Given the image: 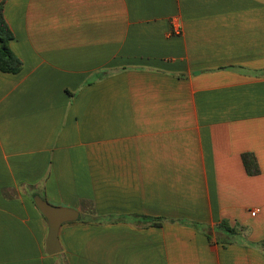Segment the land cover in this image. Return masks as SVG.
<instances>
[{
	"label": "crops",
	"instance_id": "1",
	"mask_svg": "<svg viewBox=\"0 0 264 264\" xmlns=\"http://www.w3.org/2000/svg\"><path fill=\"white\" fill-rule=\"evenodd\" d=\"M0 2V264H264V0Z\"/></svg>",
	"mask_w": 264,
	"mask_h": 264
},
{
	"label": "trees",
	"instance_id": "2",
	"mask_svg": "<svg viewBox=\"0 0 264 264\" xmlns=\"http://www.w3.org/2000/svg\"><path fill=\"white\" fill-rule=\"evenodd\" d=\"M13 39V33L4 18L3 2H0V72L15 75L21 71L22 61L12 52L10 48V43ZM241 160L244 170L248 176H256L260 173L254 155L248 153L242 154ZM82 204H84L87 209L84 214L80 215L78 222L86 224L97 221V217H94V209L91 206V209L89 207L90 203L85 205L87 203L83 202ZM156 225H158V223H156ZM218 229H223L229 233L235 232V229L231 228L225 222H222L220 225H218Z\"/></svg>",
	"mask_w": 264,
	"mask_h": 264
},
{
	"label": "water",
	"instance_id": "3",
	"mask_svg": "<svg viewBox=\"0 0 264 264\" xmlns=\"http://www.w3.org/2000/svg\"><path fill=\"white\" fill-rule=\"evenodd\" d=\"M33 201L42 216L45 218L48 226L45 252L49 256L58 255L62 252V247L59 241V230L64 224L77 221L79 213L68 208L54 207L38 195L34 196Z\"/></svg>",
	"mask_w": 264,
	"mask_h": 264
},
{
	"label": "rangeland",
	"instance_id": "4",
	"mask_svg": "<svg viewBox=\"0 0 264 264\" xmlns=\"http://www.w3.org/2000/svg\"><path fill=\"white\" fill-rule=\"evenodd\" d=\"M53 257H54L53 259L56 260L58 262V264H60L59 261L61 262V259H63L62 254H58V255L53 256Z\"/></svg>",
	"mask_w": 264,
	"mask_h": 264
},
{
	"label": "built area",
	"instance_id": "5",
	"mask_svg": "<svg viewBox=\"0 0 264 264\" xmlns=\"http://www.w3.org/2000/svg\"><path fill=\"white\" fill-rule=\"evenodd\" d=\"M177 31H178V30H177ZM256 212H257V211H253V212L251 213V215L254 216V215L256 214Z\"/></svg>",
	"mask_w": 264,
	"mask_h": 264
}]
</instances>
